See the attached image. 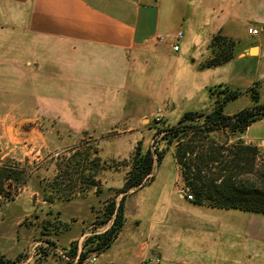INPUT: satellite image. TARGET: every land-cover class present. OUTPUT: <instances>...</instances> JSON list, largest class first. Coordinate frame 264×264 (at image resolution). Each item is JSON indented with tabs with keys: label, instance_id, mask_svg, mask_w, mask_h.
<instances>
[{
	"label": "crops",
	"instance_id": "1",
	"mask_svg": "<svg viewBox=\"0 0 264 264\" xmlns=\"http://www.w3.org/2000/svg\"><path fill=\"white\" fill-rule=\"evenodd\" d=\"M216 35L234 42L233 57L204 67ZM219 85L254 87L264 104V0H0V110L22 112L38 95V111L66 127L134 131L158 107L170 124L210 109ZM254 105L244 93L225 113ZM241 138L264 154V119ZM176 161L167 152L144 202L133 198L145 186L125 198L124 227L95 264H264V215L188 201Z\"/></svg>",
	"mask_w": 264,
	"mask_h": 264
},
{
	"label": "rangeland",
	"instance_id": "2",
	"mask_svg": "<svg viewBox=\"0 0 264 264\" xmlns=\"http://www.w3.org/2000/svg\"><path fill=\"white\" fill-rule=\"evenodd\" d=\"M177 33L175 29L170 37L173 39ZM4 80L2 85L8 89L16 85L13 75ZM215 87L218 92L225 86L208 90L214 99L211 108L191 112L213 110L223 97L212 96ZM38 97L26 96L22 112L0 110V186L4 188L0 194V259L14 264H75L82 251L87 252L86 258L100 254L95 244L85 243L111 228L112 220L103 222L111 205L118 206L124 195L136 190L122 192L137 147L141 154L150 151L156 161L159 153L163 159L170 150L174 155L178 140L169 144V130L182 117L170 124L164 107H158L134 131L123 126L115 130H75L64 126L56 115H42L32 103ZM40 97L52 100L57 96ZM213 139L218 144L226 141L229 146L243 140L239 134L229 132L215 133ZM159 165L144 179L145 188L133 198L134 202H144L152 195V181ZM258 166L264 169L263 153ZM5 167L26 171L25 182L21 173L6 179ZM168 167L166 160L161 172ZM181 190H187L185 184ZM158 199V194L150 198L154 202Z\"/></svg>",
	"mask_w": 264,
	"mask_h": 264
},
{
	"label": "trees",
	"instance_id": "3",
	"mask_svg": "<svg viewBox=\"0 0 264 264\" xmlns=\"http://www.w3.org/2000/svg\"><path fill=\"white\" fill-rule=\"evenodd\" d=\"M213 59L204 67H216L233 57L234 42L216 35L211 42ZM216 87L211 91L212 96L223 94L222 101L217 100L216 106L210 112H186L179 123L169 130V144L178 140L174 156L176 163L182 170L184 184L193 195L192 202L213 208L239 209L244 212H255L264 215V169L258 166L261 151L258 147L246 144L244 140L227 145L226 141L218 144L213 135L218 132L239 134L240 137L249 126L264 119V104H258L259 97L255 88L249 90H229L216 92ZM250 93L255 105L243 108L234 115L223 112L224 105L236 100L242 94ZM219 98V97H218ZM163 160L159 153L157 161L148 151L141 154L140 147L133 160L132 171L125 181L122 192L143 187V181L152 175L155 165ZM6 179H13L19 172L12 167H5ZM3 185V184H2ZM4 188L0 186V194ZM121 198L118 206L112 204L103 222L112 220V226L105 233L89 238L85 243L95 244L96 250L102 253L111 246L112 242L121 233L125 223L124 201ZM84 246V247H85ZM87 257V252L82 251L78 262L82 263ZM0 264H14L3 262Z\"/></svg>",
	"mask_w": 264,
	"mask_h": 264
},
{
	"label": "built area",
	"instance_id": "4",
	"mask_svg": "<svg viewBox=\"0 0 264 264\" xmlns=\"http://www.w3.org/2000/svg\"><path fill=\"white\" fill-rule=\"evenodd\" d=\"M258 29H250L248 30L249 34L251 35H257L258 34ZM181 38V35L179 34L178 35V39ZM179 48V46H175L173 49L175 51H177ZM157 120L159 121L160 118H157ZM185 194H186V197H187V200L188 201H193L194 198V195L189 191V190H185ZM98 255L99 254H95L93 256H90L88 258H86L84 261H87V262H90L91 264H95L97 261H98ZM78 258L76 259L75 261V264H78ZM160 263V258L159 257H155L152 261H149V262H145L144 264H159Z\"/></svg>",
	"mask_w": 264,
	"mask_h": 264
}]
</instances>
